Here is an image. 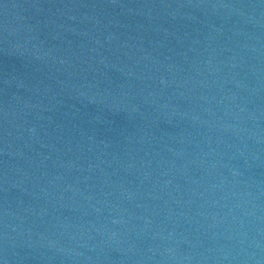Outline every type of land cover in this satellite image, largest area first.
<instances>
[{"label": "water", "instance_id": "95a60500", "mask_svg": "<svg viewBox=\"0 0 264 264\" xmlns=\"http://www.w3.org/2000/svg\"><path fill=\"white\" fill-rule=\"evenodd\" d=\"M0 264H264V0H0Z\"/></svg>", "mask_w": 264, "mask_h": 264}]
</instances>
